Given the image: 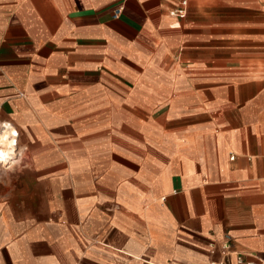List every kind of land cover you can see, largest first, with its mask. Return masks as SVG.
I'll return each mask as SVG.
<instances>
[{
  "label": "crops",
  "instance_id": "crops-1",
  "mask_svg": "<svg viewBox=\"0 0 264 264\" xmlns=\"http://www.w3.org/2000/svg\"><path fill=\"white\" fill-rule=\"evenodd\" d=\"M185 1L0 0V264H264V0Z\"/></svg>",
  "mask_w": 264,
  "mask_h": 264
},
{
  "label": "built area",
  "instance_id": "built-area-1",
  "mask_svg": "<svg viewBox=\"0 0 264 264\" xmlns=\"http://www.w3.org/2000/svg\"><path fill=\"white\" fill-rule=\"evenodd\" d=\"M185 5H186V1L185 0H180V2L177 5V7H175L174 9H172L169 12V14L171 16H174V17H183L184 14H185ZM117 11H115V14L117 13ZM224 247H226V245H224L223 248ZM234 261H235L236 264H255V262H253V261L244 260L242 258V256L239 255V254L236 255ZM221 264H227V263L225 261H223Z\"/></svg>",
  "mask_w": 264,
  "mask_h": 264
},
{
  "label": "clouds",
  "instance_id": "clouds-1",
  "mask_svg": "<svg viewBox=\"0 0 264 264\" xmlns=\"http://www.w3.org/2000/svg\"><path fill=\"white\" fill-rule=\"evenodd\" d=\"M13 143H14V141H13ZM3 159H4V154L0 153V160H3Z\"/></svg>",
  "mask_w": 264,
  "mask_h": 264
}]
</instances>
